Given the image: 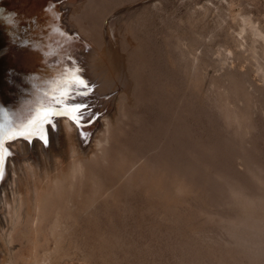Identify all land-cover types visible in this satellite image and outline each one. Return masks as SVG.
<instances>
[{
  "label": "rangeland",
  "instance_id": "rangeland-1",
  "mask_svg": "<svg viewBox=\"0 0 264 264\" xmlns=\"http://www.w3.org/2000/svg\"><path fill=\"white\" fill-rule=\"evenodd\" d=\"M8 1L39 24L32 38L68 40L60 70L67 60L83 71L84 47L112 40L127 89L98 157L43 191L40 208L3 220L6 264H264V0ZM55 91L44 107L74 98ZM75 115L91 127L102 113ZM18 140L5 144L11 200Z\"/></svg>",
  "mask_w": 264,
  "mask_h": 264
},
{
  "label": "bare ground",
  "instance_id": "bare-ground-1",
  "mask_svg": "<svg viewBox=\"0 0 264 264\" xmlns=\"http://www.w3.org/2000/svg\"><path fill=\"white\" fill-rule=\"evenodd\" d=\"M9 3L7 0H0V124H3L0 135L4 137L6 134L28 126L30 122H38L33 125V131L27 138L14 142L19 159L10 157L12 159L10 165L16 182V190L12 192L14 195L12 200L8 199L7 195L10 192L7 193L6 191L9 188V185L8 188L6 185L10 179L8 173L5 180L0 183L1 196H3V193L5 194L2 198H5V207H7V209L5 208L6 211L1 209L4 211V217L0 219V264L7 263V250L5 251L4 247L7 245L9 247L7 242L11 240L10 234H4V230H6L3 229L5 228V220L10 217L19 218L23 206L26 209L23 208L26 212L24 213L25 216L31 209L32 203H36V208H40V198L43 191L51 194L52 189L58 182L66 178H73L77 170L83 168L84 161H90L98 157L96 150L102 143L99 137L102 127L108 121L115 125L119 113L120 96L127 89L123 69L127 66H125L123 58L114 50V44L111 46L112 40L106 39L104 47L101 49L89 47L88 50L84 47L83 55L78 54L77 57L75 56L78 61L75 62L81 64L83 71L80 70L79 72L75 63L73 64L67 60L65 68L63 67L60 70L62 65L59 63L63 60L65 54H61L58 48L60 44L68 43V40L56 32L52 36H48L47 33L41 37L43 41L46 40L45 44H42L41 47L36 45L41 38L32 37L38 35L36 26L39 24L35 22L33 24L29 21L23 22L16 12L8 8ZM72 3H68L67 6H71ZM76 5H73L75 9L71 13L76 12V7L78 8L81 4ZM79 9H77V12ZM38 14L34 15L35 18L40 16ZM69 19L71 18L69 17ZM67 23V28L75 32L77 29L75 23H72V21H67ZM49 37L50 39H48ZM47 63H52L53 68L39 67V65ZM14 66L19 67V71H17V68H11ZM70 73L72 75L78 73L80 77L85 79L86 83L91 85L88 89H93L92 94L82 96L77 93L74 98L67 99V104L62 101L65 106L44 107V105L50 106L53 102H56L55 100H48L49 97L45 96L46 91L52 92L57 91V89L61 91L63 89L62 93L60 91L55 92L59 94L58 96H60V93L67 96V91H69L72 83V80L69 79L71 78ZM23 75H26V78ZM75 104H87V109L92 111L90 114L102 113V115L91 127L83 126L86 128L79 124L77 115L59 117L53 126H47V134L42 140L40 137L42 134L37 129L42 125L46 111L67 108L68 105ZM85 114L86 117H89L85 122L94 117L89 115L88 112H85ZM54 126H56L57 132L54 130ZM35 130L37 131L33 133ZM91 131L95 132V137L92 144L87 145L86 139H90L88 133ZM84 137L86 138L83 139ZM93 155L94 158H92ZM8 169H10V166L7 165V172ZM1 176L3 177V172ZM11 189L9 188V190ZM15 193L18 198H16ZM9 197L11 198V196ZM16 200L19 201V209L14 206ZM41 214L37 212L34 215V224ZM12 229L8 230L13 231ZM3 241H7L5 246L2 243ZM11 248L9 251H11ZM34 259L36 260L37 257ZM30 264H37V262L31 261Z\"/></svg>",
  "mask_w": 264,
  "mask_h": 264
},
{
  "label": "snow or ice",
  "instance_id": "snow-or-ice-1",
  "mask_svg": "<svg viewBox=\"0 0 264 264\" xmlns=\"http://www.w3.org/2000/svg\"><path fill=\"white\" fill-rule=\"evenodd\" d=\"M73 71H75V69H73ZM69 75L71 77L72 83H71V87L69 89L67 96L73 97L77 93H79L82 96H86L88 94L89 85L86 83L85 79L80 77L78 73L76 75H72L70 73ZM62 99H64L65 104H67V98L62 97ZM68 107L70 108L71 111H74L78 114L80 121H84L87 118L84 110L88 108V105L75 104V105H68ZM68 114H69L68 111L61 112V111L53 110V109H49L46 112V115H51V116H61L62 115L64 117H67ZM37 122L38 121L30 122L28 126H25L24 128L17 130L16 132L9 133L4 138L0 139V149L4 147L5 140H10L14 138H27V136L30 135L31 132L33 131V125ZM91 122H94V121H90L89 126ZM43 142H46V141H43ZM5 155L6 154L4 153H0V165H3L5 163V159H4Z\"/></svg>",
  "mask_w": 264,
  "mask_h": 264
},
{
  "label": "water",
  "instance_id": "water-1",
  "mask_svg": "<svg viewBox=\"0 0 264 264\" xmlns=\"http://www.w3.org/2000/svg\"><path fill=\"white\" fill-rule=\"evenodd\" d=\"M54 110H58V111H61V112H63V111H68V107L67 108H56V109H54ZM47 112V111H46ZM59 117H62V115L61 116H51V115H46V113H45V117H44V119H43V122H42V125L39 127V129H37L38 131H39V133H41L42 135L40 136L41 138H42V140H43V138L45 137V134H46V130H47V126H49L50 124V120L51 119H54V118H59ZM2 123L0 124V129L2 128ZM37 130H35L33 133H35ZM8 134H6L5 136H7ZM4 136V137H5ZM35 136V135H34ZM47 136V135H46ZM4 137H2V135H0V139H2V138H4ZM17 139H25V138H14V139H10V140H5V142H4V146H5V144L6 143H8V142H10V141H14V140H17ZM7 149H6V147H3L2 149H0V153H4V154H6L7 152ZM5 157H6V155H5ZM5 157H4V159H5ZM5 163H6V159H5ZM5 163L3 164V165H0V183L3 181V179H4V177H5V172L7 171L6 170V166L7 165H5ZM2 172H3V177L1 176L2 175Z\"/></svg>",
  "mask_w": 264,
  "mask_h": 264
}]
</instances>
